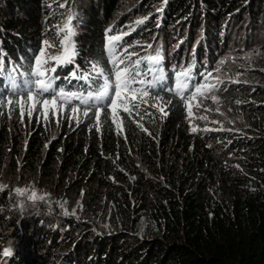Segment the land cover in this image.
<instances>
[{
  "label": "trees",
  "instance_id": "16d2710c",
  "mask_svg": "<svg viewBox=\"0 0 264 264\" xmlns=\"http://www.w3.org/2000/svg\"><path fill=\"white\" fill-rule=\"evenodd\" d=\"M253 1L0 0V48L14 60L22 53L30 54L29 50L40 46L44 33L54 35L53 27L62 25L69 9H74L78 14L75 39L83 65L102 53L106 28H119L120 23L126 26L136 16L143 23L136 25L127 40L144 37L149 41L154 34L164 38V64L170 77L167 87L173 89V65L182 64V52L188 53L186 57L192 52L196 55L189 63L194 64L193 80L201 79L199 73L206 67L212 71L209 78L222 70V65H212L210 56H221L225 53L221 50L235 41L228 38L230 30L224 19L242 9L249 11ZM61 3L65 6L59 7ZM255 6H260L259 14L264 15V2ZM178 25L184 26L176 33ZM190 26L201 29L195 44L189 41L194 37L189 31L184 39V30ZM147 45L136 52L141 54ZM58 72L64 77L69 71L65 67ZM56 83L66 89L85 87L83 81L76 80ZM240 90L230 87L229 92ZM172 99L174 105L166 109L167 115L157 108H148L146 114L142 110V120L136 116L131 123L126 121L125 130L119 133L115 125L110 126V119L102 132H96L95 121L83 118L82 113L77 124L68 109L53 129L37 125L29 131L23 122L21 125L17 109L11 116L3 110L0 162L9 158L12 172L20 165L47 184L74 191L71 197L78 201L75 210L84 214L82 220L91 218L85 215L90 211L111 205L108 217L111 215L116 225L99 229L109 231L105 238L109 246L103 242L96 249L101 239L91 233L88 239L93 238L95 244L78 248V242L68 253L61 248L56 252L58 239H51L43 222L11 217L0 208V264H264V101L255 105L246 102L248 130L259 150L248 161L251 177L234 179L226 173L222 157L228 149L229 154L243 158L239 145L222 128L193 131L187 104H181L178 97ZM248 148L246 145L244 150ZM216 178L224 189L214 191ZM4 204H8L6 196L0 198V206ZM75 222L71 234L82 227L92 229L86 221ZM139 234L142 237L137 238ZM132 236L135 240H130ZM61 237L63 240L64 234ZM4 248L11 249L12 255L3 256Z\"/></svg>",
  "mask_w": 264,
  "mask_h": 264
},
{
  "label": "snow or ice",
  "instance_id": "6c2138e0",
  "mask_svg": "<svg viewBox=\"0 0 264 264\" xmlns=\"http://www.w3.org/2000/svg\"><path fill=\"white\" fill-rule=\"evenodd\" d=\"M64 6L63 3L59 4V7ZM77 17V12L69 9L64 23L54 26L51 30L54 35L46 31L40 46L29 50L30 54H20L17 60L7 56L5 50L0 48V115H3V109L7 108L11 116L18 108L21 117L27 114L32 118L34 112H42L43 119L48 120L49 110L55 116L67 108L77 124L81 119L77 115L79 112L83 118L95 121L96 132H102L104 124L110 119V126L115 125L119 133L125 130L126 121L131 123L136 116H140L142 120V110L146 114L148 108H157L160 113L167 115L166 109L171 110L174 105L173 96L178 97L181 104H187L189 115L192 114L190 102L198 98L197 94L203 98L211 95L213 100L218 99V89L209 84L208 78L212 71L207 67L204 72L199 73L201 79L193 80L194 64L173 65L175 90L167 87L170 77L166 72V53L162 47L153 49V45L148 44V49L153 51L139 56L133 45H139L140 41L130 42L124 39L135 30L136 25L143 23V20H137L135 25L128 26L126 30L112 26L106 28L100 56L90 57L83 65L80 64L79 47L75 39L78 33L77 23L74 21ZM143 19L146 20L147 17ZM53 48H56V51H52ZM129 48L133 50L128 51ZM132 57L136 59L133 60ZM64 66L71 68L66 76L61 77L58 67ZM216 71H219V66ZM148 73L152 75L151 80L145 79ZM216 79L217 83H223L218 77ZM62 80L69 83L72 80L83 81L85 87L83 90L70 91L56 83ZM202 89L207 91L202 92ZM223 91H228L227 86ZM162 93L172 95L166 96ZM236 102L241 103L239 100ZM121 109L127 115H122ZM136 123L139 124V121ZM192 130L196 131V128ZM7 187L0 183V190ZM13 191L20 197L29 193L26 201L36 203L38 200L35 189L15 187ZM39 199L43 200V197ZM26 206V203L19 205L21 210ZM60 207L64 208V205L61 204ZM64 214L68 215L66 209ZM2 255H12L11 249L4 248Z\"/></svg>",
  "mask_w": 264,
  "mask_h": 264
},
{
  "label": "rangeland",
  "instance_id": "374dc122",
  "mask_svg": "<svg viewBox=\"0 0 264 264\" xmlns=\"http://www.w3.org/2000/svg\"><path fill=\"white\" fill-rule=\"evenodd\" d=\"M263 2L264 0H254L251 3L253 7H250L249 11H243L244 9H242L241 12H234L230 15V17H225V22L223 24H227L228 30H230L229 33H227L228 38H234L235 41L226 45L227 49L224 48L221 50L225 51V53L221 56H218L217 53L214 56H210L212 65H222L223 67L217 75L208 78L209 84L215 85L218 89L216 92L218 99L213 100L211 95H208L207 98H200V96L197 95L198 98H195L190 102L192 105V114L189 115V121L192 123V129L195 127L196 132H207L216 128H222V130L228 133L227 137H229L232 142H236L239 145V148L242 149L241 154L244 153L243 155H245L243 158L234 153L229 154L230 150L228 149L224 154V157H222L224 168L227 169L226 173H230L234 179H247L248 177H251L249 175L253 173V171L250 170V163L248 161L251 156L256 154L259 150V148L255 147L257 141H253L254 134L248 130L250 127L248 119H250V117L248 115V111L246 110V108H248L246 102H249L251 105H255L261 100L264 101V15L259 14L260 6H255V4L261 5ZM162 6H164V3ZM151 8H153V6ZM133 13L135 12L132 11L131 14ZM137 19L140 18L133 16L131 21L125 24L126 26H123V24L120 23L119 28L126 30L128 26L135 25ZM178 19L179 17L175 20ZM183 26L178 25L176 33L179 32V30H182ZM185 29L184 39L185 35L188 38L189 31V33L194 36L189 41H191V44L193 42L195 44L200 35L201 29L196 31V28H193L192 26L189 27V30L188 27ZM130 35L131 33L125 36L124 39L127 40L128 38H131L129 37ZM162 35H165V33ZM170 35H173L172 30L170 31ZM160 37L161 35L154 34L149 41H146L144 37H142V39H138L140 44L134 45L135 51L142 49L143 46L147 44H152L153 49L156 47H162V49H164V46H166L165 42H162V40L164 41V38ZM180 38L181 37L177 36V39ZM246 38L249 39V44H246ZM176 48H178V45L175 49ZM153 49H148L147 47L141 54L138 55L145 56L152 52ZM132 50L133 49H130L128 51ZM52 51H56V48H53ZM173 51L174 48L170 52L173 53ZM185 53L188 54L187 52H182L179 55L180 59H182V64L180 65L187 66L191 63V59H195L196 55L192 52L189 57H186ZM213 57L215 59L214 62L212 60ZM132 59L134 60L136 57H132ZM224 61H226V63H224ZM204 62H206V59ZM65 67H67L68 71L71 68V66H64L58 67V70ZM217 77L220 81H223L222 84L217 83ZM145 79L151 80V73H148ZM167 83L169 84L168 81ZM225 86L228 88V91L226 92L223 91ZM230 87H238V89L241 90L239 93H235L233 91L230 94ZM78 89L83 90V88L67 90L77 91ZM173 89H175V86ZM204 91H207V89H202V92ZM228 98L229 100H227ZM201 99L203 100V103H201ZM237 99H239L242 104L237 103ZM3 110L8 113L7 108ZM17 110L19 111L18 108ZM66 111L67 108L59 111L57 115L53 116L51 114V110H49L48 120L43 119L42 112H34L32 118H29L27 114H25L21 117L20 123L22 125L23 122V127L29 131H32L37 125L53 129L56 127L58 117L62 116L66 113ZM69 113L72 114L70 111ZM11 114H13V112ZM78 114L79 112L77 115ZM246 145L249 147L248 150H244ZM7 159L8 160H2V162H0V183L8 186L6 189L0 190V198H2V196H6L8 204H4L5 206H0V208L9 211V213H11V217H17L20 215L24 219L28 218V220L33 221H37V219H39V222H43L45 228L49 229L51 239H58V246L54 249V251L57 250L56 252H58V248H61L60 250H64V252L68 253L71 248L70 246L72 244H77L78 242L80 243L78 248L85 245V243L89 245L95 244V242H93V238L88 239V237L91 236V233L101 239L99 240V245H97L96 249H99V246L104 245L103 242H105V238L109 236V231L105 230V228L101 230L99 229L105 225H116L115 219H112L111 215L108 217V211L111 205L100 211H90V214L85 215L91 218L82 220L81 218L84 214L81 213V210L80 214L77 210H75V208L78 207V201L71 197V195H75L74 191L66 188H62L60 190V185L47 184L42 181V178L39 176H35L33 173L27 172V170H22L20 165H18V169L15 172H12L9 164L12 160L9 158ZM237 165H239V167H237ZM243 167L246 168L243 169ZM213 185L214 191L219 188L224 189L222 182L217 178ZM15 187L35 189L38 198L37 202L33 203L31 201H26V196L29 193H26L25 197H20L15 194L13 191ZM63 193L67 196V198L61 195ZM40 197H43V200H40ZM21 203L27 204V206L22 210L19 207ZM61 204L64 205V208L60 207ZM81 208L84 209L83 206H81ZM65 209L67 210L68 215L64 214ZM72 213L75 214L73 215ZM16 220L18 224L19 220ZM75 221L79 223L86 221L87 225L92 227V229L82 227L81 231H78L77 234H71L72 231H75L74 226H72L76 223ZM124 222L127 224L126 221ZM40 228L43 229L42 226H40ZM61 234H64L63 240ZM134 237L135 236H132L130 240H135ZM140 237H142V234L137 236V238ZM66 239H68L66 244L62 243V241ZM105 243L108 244L107 241ZM123 244L124 243H121L120 246L122 247ZM123 249L126 251L128 250L126 246Z\"/></svg>",
  "mask_w": 264,
  "mask_h": 264
}]
</instances>
